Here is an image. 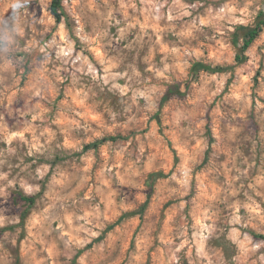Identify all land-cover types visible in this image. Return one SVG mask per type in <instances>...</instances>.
Instances as JSON below:
<instances>
[{
	"label": "rangeland",
	"instance_id": "1",
	"mask_svg": "<svg viewBox=\"0 0 264 264\" xmlns=\"http://www.w3.org/2000/svg\"><path fill=\"white\" fill-rule=\"evenodd\" d=\"M51 1L0 0V264H264V0Z\"/></svg>",
	"mask_w": 264,
	"mask_h": 264
},
{
	"label": "trees",
	"instance_id": "2",
	"mask_svg": "<svg viewBox=\"0 0 264 264\" xmlns=\"http://www.w3.org/2000/svg\"><path fill=\"white\" fill-rule=\"evenodd\" d=\"M62 3L61 0H52L50 5V10L52 14H54L56 21L60 22L62 20V13H61ZM246 32L243 37V44L241 45V53L244 54L249 47L252 45V43L260 36L261 32L264 30V12H261V14L258 17L257 22L254 25L246 27ZM238 61H243L244 58L241 55H238ZM194 70H208L215 72L219 68L211 67L210 65H207L203 62H196L194 63L193 67ZM172 91H168L167 94L163 97L162 104L170 98ZM23 200L25 201H33L32 196L23 195Z\"/></svg>",
	"mask_w": 264,
	"mask_h": 264
}]
</instances>
